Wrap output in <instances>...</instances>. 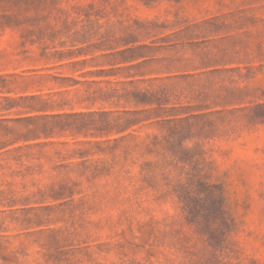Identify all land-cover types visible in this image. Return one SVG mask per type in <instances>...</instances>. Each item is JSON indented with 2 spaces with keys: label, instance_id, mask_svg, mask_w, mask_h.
<instances>
[{
  "label": "rangeland",
  "instance_id": "rangeland-1",
  "mask_svg": "<svg viewBox=\"0 0 264 264\" xmlns=\"http://www.w3.org/2000/svg\"><path fill=\"white\" fill-rule=\"evenodd\" d=\"M0 141V264H264V0H0Z\"/></svg>",
  "mask_w": 264,
  "mask_h": 264
},
{
  "label": "trees",
  "instance_id": "trees-1",
  "mask_svg": "<svg viewBox=\"0 0 264 264\" xmlns=\"http://www.w3.org/2000/svg\"><path fill=\"white\" fill-rule=\"evenodd\" d=\"M161 84H157L156 86L152 85L151 88H144L138 90L130 91L129 98L135 104H142L144 106H153L154 104L158 106V108L162 107V99L158 96V93H162L165 87H161ZM141 111H130V115L135 116ZM90 116L88 113L78 112V113H63L62 115H54L51 118L53 121L45 122L41 129L43 131L53 132L56 129L65 130L69 129L71 131H76L80 133L84 129L89 128L93 122L87 121L85 118ZM37 128H32V131H35ZM7 143L4 141H0V149L5 148Z\"/></svg>",
  "mask_w": 264,
  "mask_h": 264
}]
</instances>
